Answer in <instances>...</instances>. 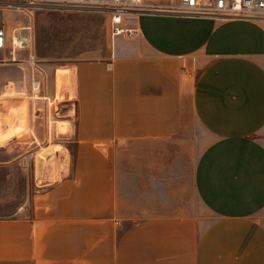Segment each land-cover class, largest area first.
Segmentation results:
<instances>
[{
  "label": "crops",
  "instance_id": "obj_1",
  "mask_svg": "<svg viewBox=\"0 0 264 264\" xmlns=\"http://www.w3.org/2000/svg\"><path fill=\"white\" fill-rule=\"evenodd\" d=\"M122 26L105 57L67 64L70 131L28 112L31 132L0 144V264H264V20L140 13ZM14 65L0 86L30 91Z\"/></svg>",
  "mask_w": 264,
  "mask_h": 264
},
{
  "label": "rangeland",
  "instance_id": "obj_2",
  "mask_svg": "<svg viewBox=\"0 0 264 264\" xmlns=\"http://www.w3.org/2000/svg\"><path fill=\"white\" fill-rule=\"evenodd\" d=\"M86 15L87 18H78L76 15ZM0 23L3 21L5 23V27L8 30H12L15 27L21 25H29L30 24V32L32 35V40L30 46L18 49L15 51L16 59L15 61H11L10 59V51L7 49L4 50L3 53L0 52V69L7 72L10 75L15 63H20L30 71V65L28 62V58L31 56L41 70V73H37L40 78L43 79V91L42 94L46 96V98H41L38 101H35L31 97V92L26 91L25 89L21 92H18L12 83H9L6 88H2L0 86V99L6 97H25L27 103H29V117L31 118H44L48 121L50 125V129L54 128L53 121L57 119L66 120L68 115L65 114V110L67 107L61 106L59 102H61L66 96L70 97L68 92H64L62 98L56 97L55 94V75L59 67H67L70 62L83 58H103L107 55L111 46V35L109 31V22L106 19V16L102 13L95 11H68V10H34L33 16L31 19H28L21 12L17 11H5L4 13H0ZM1 25V24H0ZM6 57L7 59H4ZM193 63V75L196 76L199 72L200 65L196 57L191 59ZM62 72L64 78H67L68 72L66 68ZM27 70V71H28ZM26 71V72H27ZM55 71V73H54ZM49 78H48V73ZM55 74V75H54ZM10 77V76H8ZM28 80V75H26ZM52 78V85L54 88L53 97L50 93L46 92L47 85H50V80ZM54 78V79H53ZM26 80V81H27ZM48 80V81H47ZM27 83H29L27 81ZM26 85L29 87V84ZM2 84H6L5 80H2ZM71 95L73 93H70ZM73 96V95H72ZM71 98V97H70ZM37 107H39L37 109ZM39 111L41 113L40 116L35 114ZM29 119V118H28ZM29 121V120H28ZM5 125L9 126L12 124ZM27 129L21 132V135L24 132H28L30 130L27 122ZM200 137V138H199ZM202 138V140H201ZM204 135H198L195 133L194 137L188 139L187 141H183L182 147L180 148L183 153L182 164L187 171H190L192 164L195 162V159L202 147L204 146ZM44 145V144H41ZM51 147L53 145L51 144ZM56 148H61V145H57ZM65 152V159L62 164L58 165L57 163L52 166L53 169L50 171L51 180L58 179L60 177V172L57 170V166L64 167L68 162V152L62 148ZM43 153H47L46 149L42 150ZM38 160L36 161V163ZM24 163L28 167L31 163L30 158H24ZM64 164V165H63ZM58 167V169H59ZM53 173V174H52ZM1 175V171H0ZM18 176V175H17ZM15 182L11 183L12 188H18L20 191L19 200L24 198V194L27 189V180L26 177L19 176ZM1 177V176H0ZM39 179H35L38 181ZM45 181L41 179L39 182L43 184ZM7 188V184H3L0 178V194H5V189ZM23 196V197H22ZM188 196L193 198V204L195 208L198 206L196 197L192 194L190 188H188ZM259 216L264 220V211L259 214ZM201 218L204 222L208 223L212 220V216L208 215L203 211Z\"/></svg>",
  "mask_w": 264,
  "mask_h": 264
},
{
  "label": "built area",
  "instance_id": "obj_3",
  "mask_svg": "<svg viewBox=\"0 0 264 264\" xmlns=\"http://www.w3.org/2000/svg\"><path fill=\"white\" fill-rule=\"evenodd\" d=\"M95 11L108 18L111 38L128 33L132 29L123 27L125 19L140 13H168L187 16L214 17L218 19L264 20V0H173L162 4L150 0H0V13L17 11L31 19L34 10ZM4 21V19L1 17ZM0 24V50H9L11 61H15V51L27 44L18 43L15 30H8L4 22ZM17 37V36H16ZM30 56L28 81L31 97L38 101L46 98L42 94L43 79L38 65Z\"/></svg>",
  "mask_w": 264,
  "mask_h": 264
},
{
  "label": "bare ground",
  "instance_id": "obj_4",
  "mask_svg": "<svg viewBox=\"0 0 264 264\" xmlns=\"http://www.w3.org/2000/svg\"><path fill=\"white\" fill-rule=\"evenodd\" d=\"M31 27L28 25L18 26L15 30V38L18 43L27 44L30 46L32 35L30 32ZM17 36V37H16ZM66 68L68 72L67 78H64L62 72ZM72 71L69 66L59 67L55 75V94L56 97L62 98L65 91L72 96L73 88L71 83ZM70 93H73L72 95ZM28 103L25 97H6L0 99V144H4L12 137L18 136L21 132L26 130L28 122ZM7 122L9 126L5 125ZM55 129L60 133L70 131V124L63 119L53 121Z\"/></svg>",
  "mask_w": 264,
  "mask_h": 264
}]
</instances>
